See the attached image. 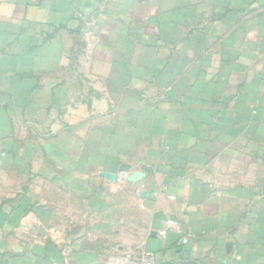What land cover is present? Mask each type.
<instances>
[{
  "label": "crops",
  "instance_id": "1",
  "mask_svg": "<svg viewBox=\"0 0 264 264\" xmlns=\"http://www.w3.org/2000/svg\"><path fill=\"white\" fill-rule=\"evenodd\" d=\"M88 205L156 264L264 263V0H0V264L70 262Z\"/></svg>",
  "mask_w": 264,
  "mask_h": 264
},
{
  "label": "rangeland",
  "instance_id": "2",
  "mask_svg": "<svg viewBox=\"0 0 264 264\" xmlns=\"http://www.w3.org/2000/svg\"><path fill=\"white\" fill-rule=\"evenodd\" d=\"M94 187L97 186V183H91ZM110 199V200H109ZM62 201V197L60 196L59 199ZM113 200V201H112ZM119 200V197L110 196L107 197V204L109 205L110 201L116 202ZM118 214L114 217L115 221V228L118 233L117 239H112L110 237V231L106 232H98L95 230L96 225L99 223L97 218L94 216V213L91 209H89L88 205V214H87V231L85 235L82 237L83 245L82 246H54L50 247L53 248L54 252L59 255H64L65 257H71L70 262H60L58 264H75L72 258L79 254L80 252L84 253V258H87L88 264H141L142 257L138 255V247H134L133 250H130V247L126 245L127 241L130 240V237L134 235L135 237L141 236V229L144 225L143 215L137 208H127L126 206L117 207ZM127 217H131L132 221L126 220ZM63 216H59V221L56 224L61 226V220ZM78 223V222H77ZM81 223H83L81 221ZM76 229L71 230L70 234L67 235L66 232L63 230L59 231L60 238L59 241L65 238V242L73 240L78 233H81L82 230H79L78 227L82 226L75 224ZM39 234H43L46 232L44 230H37ZM98 234V235H97ZM64 237V238H63ZM103 242L105 245H101L100 243ZM165 264H194V263H187L181 261H172ZM199 264H216L211 260H206L205 262H200ZM264 264V263H262Z\"/></svg>",
  "mask_w": 264,
  "mask_h": 264
},
{
  "label": "built area",
  "instance_id": "3",
  "mask_svg": "<svg viewBox=\"0 0 264 264\" xmlns=\"http://www.w3.org/2000/svg\"><path fill=\"white\" fill-rule=\"evenodd\" d=\"M170 232L181 233L182 230L179 224L173 219H167L164 221L163 225L158 230V235L161 237H167ZM191 242L190 235H183L178 244L180 245H188ZM141 264H156L155 258L152 254L148 253L141 261Z\"/></svg>",
  "mask_w": 264,
  "mask_h": 264
},
{
  "label": "water",
  "instance_id": "4",
  "mask_svg": "<svg viewBox=\"0 0 264 264\" xmlns=\"http://www.w3.org/2000/svg\"><path fill=\"white\" fill-rule=\"evenodd\" d=\"M128 169H129L128 165L121 166L122 171H128ZM142 177H144V173L136 172L134 174L128 175L127 180L129 182H136L138 178H142ZM152 193H153V190L150 189L147 192H145L144 195H147L149 198L154 199V197L152 196ZM164 220H165V215L160 211H155L153 215V220L151 223V231H150V235L152 237L158 236V230L163 225ZM85 264H88V263H85ZM97 264H100V263L97 262Z\"/></svg>",
  "mask_w": 264,
  "mask_h": 264
},
{
  "label": "trees",
  "instance_id": "5",
  "mask_svg": "<svg viewBox=\"0 0 264 264\" xmlns=\"http://www.w3.org/2000/svg\"><path fill=\"white\" fill-rule=\"evenodd\" d=\"M174 245H175V247H178V248H181L182 249V253L184 254V255H186V254H188L189 252L187 251V250H185V246H187V245H180V244H178V241H175L174 242ZM185 260H179V261H181V262H187V263H194V264H199L196 260H193V259H190L189 257H186V258H184ZM163 264H165V263H163Z\"/></svg>",
  "mask_w": 264,
  "mask_h": 264
}]
</instances>
